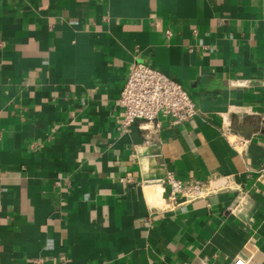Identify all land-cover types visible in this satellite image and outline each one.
Segmentation results:
<instances>
[{
	"label": "crops",
	"instance_id": "0c3cea01",
	"mask_svg": "<svg viewBox=\"0 0 264 264\" xmlns=\"http://www.w3.org/2000/svg\"><path fill=\"white\" fill-rule=\"evenodd\" d=\"M135 63L197 113L124 131ZM262 166L264 0H0V264H264Z\"/></svg>",
	"mask_w": 264,
	"mask_h": 264
},
{
	"label": "built area",
	"instance_id": "2783aa9c",
	"mask_svg": "<svg viewBox=\"0 0 264 264\" xmlns=\"http://www.w3.org/2000/svg\"><path fill=\"white\" fill-rule=\"evenodd\" d=\"M118 102L122 109L121 126L124 131L135 121L152 124L153 129L157 131L161 128L159 116L167 119L171 125H178L197 113L194 101L180 83L142 63L129 67ZM223 135L233 148L240 151L246 148L248 141L233 135L228 129L223 130ZM259 172L264 173V166ZM130 181L129 176L120 179L121 183ZM148 183L168 187L163 202L171 209L183 203L205 199L212 193L207 184L199 181L182 183L170 173L162 179L145 184ZM232 264H245V261L237 258Z\"/></svg>",
	"mask_w": 264,
	"mask_h": 264
}]
</instances>
